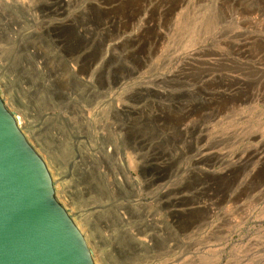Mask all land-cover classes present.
I'll list each match as a JSON object with an SVG mask.
<instances>
[{
  "label": "rangeland",
  "instance_id": "rangeland-1",
  "mask_svg": "<svg viewBox=\"0 0 264 264\" xmlns=\"http://www.w3.org/2000/svg\"><path fill=\"white\" fill-rule=\"evenodd\" d=\"M0 94L96 264H264V0H0Z\"/></svg>",
  "mask_w": 264,
  "mask_h": 264
},
{
  "label": "water",
  "instance_id": "water-1",
  "mask_svg": "<svg viewBox=\"0 0 264 264\" xmlns=\"http://www.w3.org/2000/svg\"><path fill=\"white\" fill-rule=\"evenodd\" d=\"M0 264H96L45 160L1 94Z\"/></svg>",
  "mask_w": 264,
  "mask_h": 264
},
{
  "label": "bare ground",
  "instance_id": "bare-ground-1",
  "mask_svg": "<svg viewBox=\"0 0 264 264\" xmlns=\"http://www.w3.org/2000/svg\"><path fill=\"white\" fill-rule=\"evenodd\" d=\"M19 122V121H18ZM140 262V261H139ZM135 263V262H134Z\"/></svg>",
  "mask_w": 264,
  "mask_h": 264
}]
</instances>
